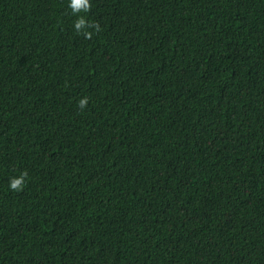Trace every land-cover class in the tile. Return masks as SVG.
<instances>
[{
	"label": "trees",
	"instance_id": "16d2710c",
	"mask_svg": "<svg viewBox=\"0 0 264 264\" xmlns=\"http://www.w3.org/2000/svg\"><path fill=\"white\" fill-rule=\"evenodd\" d=\"M0 264H264V0H0Z\"/></svg>",
	"mask_w": 264,
	"mask_h": 264
},
{
	"label": "clouds",
	"instance_id": "9594fccd",
	"mask_svg": "<svg viewBox=\"0 0 264 264\" xmlns=\"http://www.w3.org/2000/svg\"><path fill=\"white\" fill-rule=\"evenodd\" d=\"M71 6L74 11H80V10H87L89 7V0H71ZM85 20L83 18L78 19V21L75 24V28L77 30L82 29L85 27ZM85 105V101H80V106L83 108ZM22 186V181L20 179H13L10 182V187L14 190H19V188Z\"/></svg>",
	"mask_w": 264,
	"mask_h": 264
}]
</instances>
